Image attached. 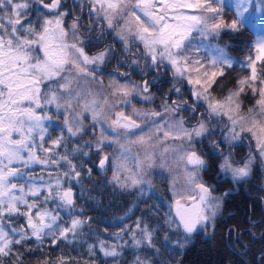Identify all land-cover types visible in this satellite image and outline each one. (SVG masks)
Listing matches in <instances>:
<instances>
[{
    "label": "snow or ice",
    "instance_id": "1",
    "mask_svg": "<svg viewBox=\"0 0 264 264\" xmlns=\"http://www.w3.org/2000/svg\"><path fill=\"white\" fill-rule=\"evenodd\" d=\"M36 3L53 13L50 18L44 16L38 26L27 21L24 10L30 7L28 0H0V264H6L4 258L13 254L14 246L26 245L31 239L37 242L38 247L47 237L52 245L59 247L60 242L70 244L81 234L80 230L88 221L72 215L76 201L71 185L65 186V182H80L83 174L73 157L76 154L88 157L93 150L100 156V170H106L109 164L114 163L115 170L109 183L123 190L138 188L146 183L147 170L158 163L156 149H161L159 159H164L170 152L176 153L184 165L186 188L183 194H178L173 188V196L179 198L169 206L164 224L176 234V238L172 241L165 233L164 240L181 249L198 234L215 240L217 217L223 215L222 210H226L233 190L214 195L213 186L199 175L205 167L201 155L191 150L182 152L185 139L190 143L193 135L199 137L204 134V123L189 129L184 126L183 118H175L186 101L165 102L161 105L162 112L134 106L128 111L118 107L132 105L133 96L152 102L154 96L147 80L142 85H130L112 78L106 88L100 81V88L93 91L90 86L92 81L86 78L93 77L94 80L95 73L88 66L98 68L105 62L106 52L92 56L86 53L77 35L79 17L66 29L64 17L67 13L60 10L63 0H36ZM246 3L247 0H240L237 7L241 8ZM89 4L97 16L103 14L108 28L113 29L122 41L125 52L135 46L139 59H134L132 63L139 64L142 59L145 67L156 70L167 65L174 80L177 77L186 79L193 86L192 96L207 102L210 116H227L232 127L225 139L234 141L240 139L242 133L250 134L256 141L259 158L264 159V40L249 47L243 64L249 74L239 79L221 99L211 96L213 86L220 84L225 72L233 68V59L226 51L227 45L221 47L218 42L226 32H239L236 20L227 22L224 19L219 0H89ZM117 17L123 20L122 25L114 23ZM5 19L10 30L3 23ZM197 39L202 44L207 41L216 55L211 59L201 57L200 46L193 43ZM118 74L127 75L123 72ZM81 81L89 87L85 88ZM220 87L223 89L224 85L220 84ZM246 89L259 98L244 115L240 97ZM172 90L177 94L182 91L176 84ZM48 106H54L58 112L64 110L61 132L54 138L44 124L53 118L46 111ZM37 110L42 111L38 113ZM191 110L195 111L194 108ZM86 114L90 115L91 127H100L99 135L84 141V146L77 143L69 151V137L82 140L87 134ZM170 140L180 143L169 145ZM109 145L117 146L113 149L114 154L119 152L114 161L107 154L100 155L107 152L106 146ZM61 148L65 152L58 151ZM255 159L250 154L242 165L235 166L230 156H223L219 169L231 173L233 181L244 180L250 176ZM129 161L134 163V167H129ZM33 165L63 171H57L55 176L49 172L47 180L41 176L40 182L36 183L38 178L26 171ZM160 166L164 167L163 164ZM188 166H192L191 169ZM92 171L88 169L89 177ZM23 177L27 178L24 183L14 182ZM49 201H58L57 208L69 210L70 220L66 224L58 223L62 218L46 206ZM6 217H23L25 224L16 227L9 221L6 228ZM125 231L131 236L133 247H155L156 229L147 223L137 220L135 230L122 228L114 235L120 239ZM96 247L88 245V254L94 256ZM98 247L105 257L120 255L117 244L98 239ZM33 250L27 248L29 252ZM21 256L16 252L12 264H23ZM38 264H69V261L61 255L55 261L42 259ZM113 264H118V261ZM133 264L148 262L137 256Z\"/></svg>",
    "mask_w": 264,
    "mask_h": 264
},
{
    "label": "trees",
    "instance_id": "2",
    "mask_svg": "<svg viewBox=\"0 0 264 264\" xmlns=\"http://www.w3.org/2000/svg\"><path fill=\"white\" fill-rule=\"evenodd\" d=\"M243 32L246 35L243 37V43L244 45L249 43V48L253 45V40L256 41L255 35L249 36L248 30L244 28ZM235 35L237 36L238 33ZM239 35L242 38V29ZM227 39L231 40L229 37H226ZM240 42L241 40L235 41L233 46L228 43V51L239 54ZM221 80H225V85L235 84L233 77L224 76ZM215 87L216 85L213 86L214 89ZM59 132L54 135H59ZM49 134L51 135L52 132ZM86 138L88 135L83 136L84 140ZM83 139L75 137L73 144L69 139L68 150L70 151L77 143L83 146L81 144ZM84 150L87 151L88 148L85 147ZM58 151L65 152V149L61 148ZM99 158L95 150L88 158L79 154L73 157L74 163L83 175L79 183L73 180L69 183L73 189L76 207L79 208V210L74 209L72 214L88 221L80 230L81 234L77 236L79 239L74 238L70 244L66 241L60 242L59 247L52 245L50 238L47 237L38 247L37 242L31 239L26 245L14 246L13 254L4 258L6 264H12L16 252L22 254L23 264H38L42 259L55 261L61 255L69 261V264H85V262L113 264L114 261H118V264H133L137 256L149 264H176L177 261L180 264H264V198L249 189L253 187L252 182H245L243 187L234 184L229 177L216 179L215 173L212 172V177L207 178L206 183L213 186V193L222 194L229 189L233 190L227 201L226 210H222L223 215L217 217V226L214 229L216 239L209 240L201 234L181 249L174 243L164 240L165 233L172 241L175 240L176 234L164 224V217L169 209L165 208L167 199L161 188H147L140 193L135 190L127 192L120 189L114 183H109L112 175L108 166L106 170L98 168ZM87 166L93 170L91 177L85 175L88 171ZM52 171L55 172L54 169ZM43 174H46V171H43ZM66 217L69 219V214ZM7 218L12 222V226L20 227L25 224L23 217ZM134 219L147 220L146 223L156 229L154 248L146 245L133 247L131 236L125 231L119 239L125 252L118 257H105L99 247L95 248L94 256L88 254V245H96L98 239L114 244V233H120L122 228L126 229L125 222ZM59 223L61 224L62 221ZM228 234H231L230 239L227 238ZM27 248L34 250L29 252Z\"/></svg>",
    "mask_w": 264,
    "mask_h": 264
},
{
    "label": "rangeland",
    "instance_id": "3",
    "mask_svg": "<svg viewBox=\"0 0 264 264\" xmlns=\"http://www.w3.org/2000/svg\"><path fill=\"white\" fill-rule=\"evenodd\" d=\"M32 1L37 5L36 0H32ZM79 1L81 3V0H79ZM73 4H75V3H73ZM238 4H240V0H219V7L223 8L224 19L227 22H231L232 20H236L238 22L239 31L242 29V38L240 37L239 32H238L237 36L235 34H230V33L226 32L223 35V40L218 42L221 47H224L228 43H230L231 46L235 45L236 39H238V41L241 40V42H240L241 46H240V50L238 51V53H240L242 57H234L232 55H229L228 54L229 51L226 49L227 54L230 56V58L233 59V65H234V63H237L239 68L241 69L240 76L237 77V80H239V79L243 78L245 75L249 74L248 70L243 66L244 61H245V57L248 55V49H249L248 46L250 45L249 43H247L246 45H244V43H243V37L246 36L243 32V28H244V30H248L247 34L249 36L256 35V41L253 40V42H252L253 44L257 41L264 40V0H247V3L241 8L237 7ZM36 5H34V9L36 8ZM89 5H91V4H89ZM98 6L99 5H96V7H98ZM244 8H246L247 10L245 11ZM237 12H241L242 14L236 15ZM51 16L52 15H50L49 18ZM37 18L40 20L41 18H43V16L37 15V13L35 12L32 16H30L29 22L34 23V21H36ZM114 23H117V25L119 26V25L123 24V20H121L119 17H117V19H116V21H114ZM8 29H10V27ZM112 32H113V35L109 38L108 45L102 49V50L109 49L111 51V55L109 57H107V59L111 58L112 61H109L108 63H106L107 60H105L104 64L98 66V68L95 65H91V66H88L89 69L92 71H94V69H96V72L94 71V73L99 74L102 72L103 69L110 66L111 69H114V70L120 69L123 73L130 75V79H132V81L134 83L141 84V78L136 73H138L141 70L147 71L151 68L145 67L144 61L142 59L140 60L139 64L132 63V61L135 58L134 53H136L135 46L132 47L131 51L125 52L122 41L119 39V37L116 35V32L113 29H112ZM226 37H229L231 40H229V39L226 40ZM193 43L200 46L199 55L201 57H206L208 59H211L212 56L216 55V53L214 51H212L210 46H208L207 41H204L202 44L201 41L199 39H197ZM213 43H216V41H214ZM115 48H117V50L120 49V53L117 51V53L114 54V56H113V50H115ZM39 54L42 56V53H39ZM90 56H92V55H90ZM113 57H114V59H113ZM135 59H139V57H137ZM126 61H128L131 64L130 65V67H131L130 72L125 71L126 70L125 66L123 69V65ZM164 68L168 69V66L165 65ZM99 69H101V70H99ZM115 72H117V71H115ZM107 76L108 75H105V77L107 78V82L104 83L105 88L107 87L109 80L112 79L114 76H117V75L114 74L113 77H109V78ZM86 79L88 81H92L90 86H91L93 91H96L100 88L98 81L96 79L93 80V77H87ZM184 81L187 82L186 79ZM224 82H225V80H220V84L224 85ZM121 83H123V82H121ZM81 84L85 88L89 87V85L85 84L84 81H81ZM131 84L132 83H130V85ZM220 84H217L215 89L211 92V96L215 99H221L222 97L227 95L229 89L234 88V85L232 86L231 84L227 83L226 86H224L222 89L220 87ZM73 86H74L73 88H75L76 84L74 83ZM191 88H193L192 85H191ZM220 91H222V92L217 94V92H220ZM258 98H259L258 95L253 96V94L251 92L248 93V90H245V92L240 97V100L242 103V114L247 115V109L254 107L255 101ZM131 100H132V105H118V107L121 109H125V110L130 111L131 107L135 106L136 108L141 109V110H149L150 111V110L155 109V110L162 112L163 108L161 107V105L164 104L165 102L170 103L169 100H161V103L159 102L160 103L159 105H155L154 100L152 102H146V101H143L138 96L131 97ZM201 101L204 104L205 109H200L203 111L198 114L199 120L197 121V124H195V126H192L190 124L191 122H195V118H192V119L187 118L188 115H190V116L192 115V113H193L192 110L187 111L186 113H183V111L181 109V110H179L180 116L177 118L175 117L176 119L186 118L187 121L185 122L184 126L186 128H189V129L197 127L199 121L205 122L206 124H210L211 131L214 134L213 138L215 139L216 143L219 145V148L216 151H212L209 148V142L207 139L208 134L207 133L203 134L201 137H195L194 138V142H195L196 146L200 149V151H198V154H200V155L202 154L208 160V162L211 165L210 168H203L201 170V172L199 173V175L206 182L207 181L206 179L212 177V172H214L215 173L214 178L223 179L225 177H229V179L233 182V180L231 178V173H224V172L220 171V169L218 167V165L222 162V157L223 156H230L231 161L235 162V166H240V165H242V163L245 160H247V158L251 154V155L256 157V159L254 160L253 165H252L251 174L249 177L242 180L238 184L243 185L246 180L253 182L254 184L251 185L253 187H251L249 189L253 190L256 194L263 196V198H264V167H262V165L259 163L260 158H259L258 150L256 148L255 139L248 133H242L241 138L238 140L233 141L230 139H225V137L229 136L228 129H230L232 127L227 116H225L223 114L210 116L209 112H208L206 101L197 100L193 96H192V98L188 99V102H192L193 104H199ZM197 110H199V109L197 108ZM37 111L39 113L42 110H37ZM46 111L53 118L51 120L45 121L44 124L48 128V133L52 132L51 135L55 136L54 134L58 133V131L61 132L64 110L61 109L58 112L54 106H48ZM157 119H159V118H157ZM85 125H86V132H87L86 135H88V138H86L85 140L83 139V140L84 141H90V140L95 139V137L99 135L100 127L99 126H96V127L90 126L91 125L90 115L86 114ZM104 127L107 128V125L105 124ZM144 130L147 131V127H145ZM237 130H239V129H237ZM65 132H66V130H65ZM109 134L114 135L113 133H109ZM69 139H70V141H72V144H73V142L75 141L74 140L75 137H69ZM84 141H82V143H81L83 146H84ZM38 143H39V141L37 140V144ZM179 143H180L179 141H175V142H173L171 140L168 141L169 145H178ZM106 147L108 149L107 151L109 152V154H107L105 152V153H100V155L107 154L114 161L115 157L119 156L118 151L115 152V154L113 153V149H115L117 146L116 145H109ZM135 151L136 150L134 149V152ZM157 155H158V163L153 168L147 170V175L145 177L146 183L143 184L142 186L138 187V188H133V189H129L126 191L128 192V191H134L135 190L138 193H140L143 190H146L147 188L159 187V188H161L162 192L164 194H166L167 201H166L165 208H166V210L169 209V211H170L169 206L174 202V200L176 198H179V196H176V197L173 196V188L175 189V191L178 194H183L185 191V188H186L185 169H184L183 164H179V163L174 162V153H168L167 159H159V152H157ZM86 158H88V157H86ZM161 164H163L164 167H161L160 166ZM128 165H129V167H134V163L132 161H129ZM191 167L192 166H188L189 169H191ZM53 169L55 170V172L52 171ZM86 169L88 170L90 168L87 166ZM108 169L112 175L113 171L115 170L114 163L109 164ZM26 171L35 175L38 178L37 181H35V182L39 183L40 182L39 177L43 176V178L45 180H47L49 172L52 171L51 172L52 175L55 176L57 171L62 172L63 169H57V168L55 169V167H46L43 165H33L31 169H27ZM43 171H46V174H43ZM257 173H259L258 177L256 175ZM86 174H87V171L85 172V175ZM26 179H27L26 177L17 178L16 180H14V182L24 183L26 181ZM73 181H76V180H73ZM148 182H150V183H148ZM69 183H70V181H66L65 186H68ZM220 194L221 193H219V194L214 193V195H220ZM42 199H43V196H41V200ZM49 203H50V206H48ZM58 203H59L58 201L56 203L49 201L46 206L49 207L51 210L58 212L62 218L59 222L62 221V223L64 224V222L68 219L66 217V215L69 214V210L63 209V208H57L56 205ZM263 204H264V202H263ZM75 209L79 210V208H77V207H75ZM73 210H72V213H73ZM63 214L65 215V217H63ZM72 215H74L76 217H80V216H77L75 214H72ZM69 220H70V216H69L68 221ZM137 220L138 219L126 221L125 222L126 223V229L130 228V229L135 230ZM9 221H10L9 218L6 217V219H5V227L6 228L8 227ZM141 221H143L144 223L148 222L147 220H141ZM62 223H61V225H63ZM126 233L128 234L127 231H126ZM200 235L201 234H198V236H200ZM230 236H231V234H228L227 238L230 239ZM75 239H79V237H76ZM114 239H115L114 244L118 245L117 250L119 251V253L121 254V253L125 252L123 249V246L120 245L121 240H119L116 236ZM96 245L98 247V241H97Z\"/></svg>",
    "mask_w": 264,
    "mask_h": 264
},
{
    "label": "flooded vegetation",
    "instance_id": "4",
    "mask_svg": "<svg viewBox=\"0 0 264 264\" xmlns=\"http://www.w3.org/2000/svg\"><path fill=\"white\" fill-rule=\"evenodd\" d=\"M28 3L30 7L27 10H24L28 22L30 20V16H32L35 12L37 13V15H42L43 18L44 16L49 17L50 15H53V13H49L46 9H43L40 4L37 3L36 5L32 0H28ZM34 5H36L35 9ZM60 10L67 13V15L64 17L66 29L67 26L70 25L74 19L79 17L78 24L80 27L77 35L80 37L88 55H94L97 51L102 50L108 45V40L113 35L112 29L108 28L107 22L103 20V14L97 16L96 12L93 10V6L89 5L88 0H81V3L79 0H63V6ZM43 18H41L40 20L37 18L36 21H34V24H37L38 26L39 23L42 22ZM21 20L23 23L24 16L21 17ZM3 23L6 25V27H10L9 25H7L6 19L3 21ZM236 41H238V39H236ZM68 42H72L70 30ZM117 51L120 53V49L117 50V48H115V50H113V56L117 53ZM134 56L135 58L138 57L136 53H134ZM239 56L240 55L236 54L234 57ZM106 60V63L112 61L111 58H106ZM130 65L131 64L126 61L123 65V69L125 66V71L130 72ZM233 66L235 67L236 65ZM116 70L111 69L110 66H108L107 68L103 69L101 73H95L94 79H96L98 83L100 81L106 83L107 78L105 77V75H108L107 77L109 78L113 77V75L116 74L117 76H114L113 78H116L123 83H134L132 79H130V75L127 74L126 76H120L117 72H115ZM94 71L96 72V69H94ZM118 72L122 71L118 69ZM136 74L141 78V85L143 84L144 80H147L149 82L150 91L154 96L155 105H159L161 103V100H169L170 103L172 101H176L177 103H180L181 101H187V103L183 106L182 111L183 113H186L192 108H195V111H193L192 115H188L187 118H195V122L190 123L192 126H195V124H197V121L199 120L198 114L203 111L200 109L205 108L202 101L199 104H193L192 102H188V99L192 98L191 85L187 84V82L181 80V78L179 77L174 80L172 73L165 68L160 70H156L155 68H151L147 71L141 70ZM225 74L226 77L237 78L240 72L236 69H231L225 72ZM174 84H176V86L181 87L182 91L180 94H177L174 90H172ZM197 108L199 110H197ZM179 116L180 112L176 114V118ZM183 119L185 120V122L187 121L186 118ZM256 175L258 177L259 173H257Z\"/></svg>",
    "mask_w": 264,
    "mask_h": 264
},
{
    "label": "clouds",
    "instance_id": "5",
    "mask_svg": "<svg viewBox=\"0 0 264 264\" xmlns=\"http://www.w3.org/2000/svg\"><path fill=\"white\" fill-rule=\"evenodd\" d=\"M100 52H106V58L109 57L111 55V51L109 49H104V50H100L98 51L97 53H100ZM96 53V54H97ZM105 58V60H106ZM104 64V63H103ZM103 64H100V65H103ZM99 65V66H100ZM184 101H181L180 103H183ZM187 102V101H186ZM135 107V106H134ZM202 122V121H199L198 124ZM204 123V126H205V130H204V134L207 133V139H208V142H209V148L212 150V151H216L218 148H219V145L216 143L215 139L213 138L214 134L213 132L211 131V126L210 124H206L205 122ZM202 136V135H201ZM199 136V137H201ZM197 137L195 135H193L192 137V141L189 143L187 139H185L184 141V149H182V152L184 150H191V151H200V149L196 146L195 142H194V138ZM161 149H156V152H159L160 153ZM170 153H174V152H170ZM182 154V153H181ZM168 157H164V159H167ZM201 158L204 160L205 162V167L204 168H210L211 165L210 163L208 162V160L201 154ZM174 162L175 163H179V164H182L179 159H178V155L176 153H174ZM259 163L262 165V167H264V159H259ZM220 165V164H219ZM218 165V167H219ZM242 180H239V181H233L234 183H239L241 182ZM149 264V262H148Z\"/></svg>",
    "mask_w": 264,
    "mask_h": 264
}]
</instances>
